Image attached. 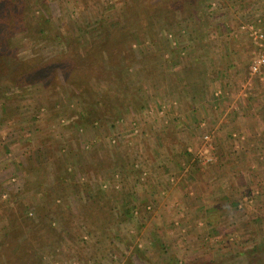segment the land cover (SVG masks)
<instances>
[{
	"label": "rangeland",
	"instance_id": "obj_1",
	"mask_svg": "<svg viewBox=\"0 0 264 264\" xmlns=\"http://www.w3.org/2000/svg\"><path fill=\"white\" fill-rule=\"evenodd\" d=\"M262 2L0 0V264H264Z\"/></svg>",
	"mask_w": 264,
	"mask_h": 264
},
{
	"label": "built area",
	"instance_id": "obj_2",
	"mask_svg": "<svg viewBox=\"0 0 264 264\" xmlns=\"http://www.w3.org/2000/svg\"><path fill=\"white\" fill-rule=\"evenodd\" d=\"M241 29L248 33V36L254 48L256 49V52L248 67V76L243 84L242 92H243V96H246V92L250 90L252 81L255 78L264 80V29L256 24H251V23L242 25ZM221 94L222 93L220 90L214 92V96L216 98H221ZM205 126H206L205 123L200 124L202 130L205 129ZM202 140L205 143L210 142L211 137L210 134L207 133V131L204 134H202ZM239 208H241V205H239Z\"/></svg>",
	"mask_w": 264,
	"mask_h": 264
},
{
	"label": "crops",
	"instance_id": "obj_3",
	"mask_svg": "<svg viewBox=\"0 0 264 264\" xmlns=\"http://www.w3.org/2000/svg\"><path fill=\"white\" fill-rule=\"evenodd\" d=\"M232 5V4H231ZM260 5V8H256L257 6H255L254 5V8H251L250 9V11H249V13H248V10H249V8L247 9V10H244V11H242L244 14H245V17L246 16H249V17H255V19L253 20V22L251 23V24H256V25H258L259 27H261V28H263L264 29V3L262 2V3H260L259 4ZM229 8V7H228ZM231 8V7H230ZM230 10V9H229ZM228 10H226V12H227ZM230 12H232L231 10H230ZM247 13V14H246ZM224 14V13H223ZM223 14H221V18H218V20H217V22H219V23H221V22H227V21H231L233 18L231 17L232 16V13H225L224 15ZM243 14V15H244ZM220 26V25H219ZM238 33H240L239 32V30H238ZM234 37H235V35H234ZM219 39H221V37H219ZM225 40V39H224ZM237 41V42H236ZM214 42V44H217L218 43V45L220 46L219 47V49H216L215 48V52H218L219 51V56H223L224 57V59H227V55L225 54V53H222V50H224L225 48H227L228 50H229V48H232V50H233V52H237V53H240L242 56H243V51L244 52H247L245 49H244V47H239L241 44H243V43H241V41L239 40V39H237V40H235L234 41V39H232V42L231 43H228L227 45H228V47H224L225 45H226V40L225 41H223V42H221V41H213ZM221 42V43H220ZM220 43V44H219ZM245 43V42H244ZM251 45V44H250ZM246 48V47H245ZM233 52H231V53H229V54H233ZM242 52V53H241ZM238 56V55H237ZM237 56L236 57H232V59L231 60H235L236 58H237ZM221 57H219V59L220 60H222V58ZM216 60V59H215ZM234 62L232 61L228 66H231L230 67V69L232 70H228L227 68H223V71L225 72V73H228L230 76H234L235 78H237L238 76H240L242 73L240 72V68H239V66H237L236 64V62L234 63V67H232V65L231 64H233ZM224 66V64H221L220 65V70L222 69V67ZM219 68H218V70H219ZM228 70V71H227ZM231 72V73H230ZM240 72V73H239ZM221 74L223 73V72H220ZM219 73V74H220ZM235 74H237V75H235ZM226 75V74H225ZM235 82V81H234Z\"/></svg>",
	"mask_w": 264,
	"mask_h": 264
},
{
	"label": "trees",
	"instance_id": "obj_4",
	"mask_svg": "<svg viewBox=\"0 0 264 264\" xmlns=\"http://www.w3.org/2000/svg\"><path fill=\"white\" fill-rule=\"evenodd\" d=\"M44 32H45V30L43 29V30H42V33H44ZM90 192L93 193L92 191L88 190V191L86 192V194H87V193H90ZM94 194H95V192L93 193V196H94Z\"/></svg>",
	"mask_w": 264,
	"mask_h": 264
}]
</instances>
